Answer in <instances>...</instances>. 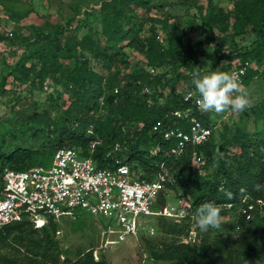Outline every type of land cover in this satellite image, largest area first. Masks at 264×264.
<instances>
[{
  "label": "trees",
  "instance_id": "trees-1",
  "mask_svg": "<svg viewBox=\"0 0 264 264\" xmlns=\"http://www.w3.org/2000/svg\"><path fill=\"white\" fill-rule=\"evenodd\" d=\"M150 1L103 0L96 9L102 24L103 41L85 33L65 44L60 54L55 35L49 40L50 48L44 50L47 55L38 67L36 64L26 65L30 55H22L10 67V74L13 73L18 83L29 81L34 89L41 90L49 84L47 76L54 77L58 72L59 54L71 58L72 66L61 70L58 76L70 93L69 104L62 116H55L50 105L41 107L30 96L4 89L6 77H1L0 95H15L6 102L12 109L8 119L9 136L21 142L10 146L0 140V174L4 167L23 170L33 165L48 164L54 152L61 147L76 148L82 156L91 157L97 167H107L113 159L105 157V154L118 143L120 149L112 157H118L130 168L140 170L142 178H150L163 163L166 173L164 188L175 193L180 190L178 196L192 213L206 201L229 207V211L238 210L227 225L230 239L211 238L208 232H201L197 227L198 234L203 235L198 242L184 241L185 238L180 237L184 234L183 229L176 228L177 224H168L166 233L173 237L149 247L154 261L171 264H257L258 261V264H264V132L234 129L226 135L227 130H222L223 141L217 143L214 134L222 129L219 127L202 144L188 146L179 156H165L174 140H165L159 132L152 131L153 124L160 121V129L178 127L186 130L191 116L203 122L207 116L194 108L191 99H183V92L195 89L192 73L196 69L193 57H185L176 42L178 26L169 25L167 33L165 36L161 33L160 39H156L159 33L156 29L143 39L131 34L134 24L132 9L147 10ZM226 29L227 26L220 28L221 31ZM231 30L233 37L250 31L254 33L255 40L246 48L228 51L222 49L224 39L217 42L219 55L214 65L200 72H227L234 64L253 61L256 66L248 68L243 77L242 85L245 86L253 77L264 75V0L261 6L250 9L242 6ZM166 40L168 46L165 47L163 42ZM125 41L126 46L147 59L148 67L135 68L122 80L116 75L104 76L90 67L85 53L108 68L120 54V44ZM47 52H51L50 59ZM221 60L224 64L220 65ZM164 65H169L175 72L176 80L167 71H158ZM150 67L155 69V73H149ZM181 67L187 73H180L178 69ZM174 81L186 84L182 93H174ZM166 87H170L168 93L163 92ZM189 109L190 114L174 115L176 111ZM100 112H105L104 119L95 116ZM31 124L38 125V129L31 128ZM37 133L44 137L43 141H35ZM29 140L33 143H28ZM231 145L237 150L229 151ZM197 155L202 157V161L194 168L193 157ZM242 208L250 214L249 218L241 212ZM55 231L56 221L52 219L39 229L25 219L0 226V264H61L58 263V253H53L57 247L51 233ZM9 245H12L9 252L1 251ZM73 264L109 263L103 256L94 260L92 253L87 251Z\"/></svg>",
  "mask_w": 264,
  "mask_h": 264
},
{
  "label": "rangeland",
  "instance_id": "rangeland-1",
  "mask_svg": "<svg viewBox=\"0 0 264 264\" xmlns=\"http://www.w3.org/2000/svg\"><path fill=\"white\" fill-rule=\"evenodd\" d=\"M102 1L0 0L2 15L0 79L2 76L6 77L4 89L20 93L25 97L30 96L37 100L41 107L50 105L55 116H62L69 104L70 93L63 81H59L58 76L61 70L65 71L72 66V60L60 56L61 51L65 49V44L72 43L85 33H90L94 38L103 41L102 24L96 10ZM261 2L262 0H151L147 10L132 9L134 24L131 34L143 39L152 35L156 29L165 36L169 25L178 26L176 42L180 51L185 57H193L195 69H209L219 55L216 50L217 42L224 39L222 49L228 51L234 48H246L255 40L254 33L250 31L233 37L231 25L236 21L242 6L250 9L253 6H261ZM153 19L160 21L156 22ZM164 25H167L166 29H163ZM224 26H227V29L221 31L220 28ZM9 31L13 33L11 38L6 35ZM55 35L59 41L60 54L57 57L59 70L54 77L52 76L53 78L47 76L49 84L46 89H34L29 81L24 84L18 83L13 73L10 74V67L22 55H30L26 65L36 64L38 67V63L47 55L46 51L50 48L49 40ZM126 43L127 41L120 44V54L108 68H104L98 59L90 57L88 53L84 55L88 57L89 65L93 70L104 76L116 75L122 80L133 69L148 67L147 59L137 50L126 46ZM163 45L168 46L167 40L163 42ZM47 53L49 55L47 58L50 59L51 52ZM219 64H224V61H219ZM158 71H167L170 77L176 80L175 72L169 65L158 68ZM178 71L187 73L182 67ZM174 83V93H182L186 88L183 81H174ZM243 89L250 99V107L239 112L229 109L222 114L212 113L213 118L220 120L219 127L222 128L214 134V140L217 143L223 141L220 133L222 130H227L226 135L234 129H242L249 133L264 132V75L253 77L243 86ZM169 90L170 87H166L163 92L168 93ZM14 97L13 93L0 95V140L3 139L10 146L21 142L9 136L8 119L12 109L6 102ZM101 114L103 115L100 116ZM223 114H226L225 118H221ZM104 115L105 112H100L95 116L104 119ZM30 127L38 129L36 124H31ZM34 139L43 141L44 137L37 133ZM28 143L32 144L33 140H29ZM228 150L235 151L237 147L231 145ZM179 194L180 190L175 193L163 189L158 196H154L153 201L155 200V206L161 207L165 204L168 209L172 208L174 211L184 209V216L144 217L141 219L143 228L139 229L135 235L125 236L122 240L105 232L108 221L102 216L79 211V217L76 220L59 219L56 221V231L51 233L52 239L56 242L57 248L53 253H58V263H63L67 259L64 264H73L79 256L90 251L94 260L103 256L109 264H171L166 261L156 262L149 254L150 246H156L159 242L168 241L173 237L166 233L168 224H177L176 228L183 229L184 234L180 237H184V241L198 242L203 236L202 233L198 234L197 226L192 220L193 213L187 203L178 196ZM237 211L236 209L229 211V207L222 206L220 227L209 228L208 236L230 239L227 225L233 220ZM11 248L12 245H9L1 251L9 252Z\"/></svg>",
  "mask_w": 264,
  "mask_h": 264
},
{
  "label": "built area",
  "instance_id": "built-area-1",
  "mask_svg": "<svg viewBox=\"0 0 264 264\" xmlns=\"http://www.w3.org/2000/svg\"><path fill=\"white\" fill-rule=\"evenodd\" d=\"M6 35L12 36V32ZM160 37L162 34L157 33L156 39ZM255 66L253 61L245 60L232 65L227 72L238 74L242 83L247 69ZM148 71L155 73L151 67ZM144 91L147 89L144 88ZM183 99H191L194 108L206 114L207 118L203 122L191 116L186 130L178 127L160 129V121L153 124L152 131L159 132L165 140H174V144L164 153L166 157L179 156L188 146L202 144L219 129L220 120L213 118L214 111L205 112L197 105L199 95L195 89L183 92ZM190 113L189 109L185 112L176 111L174 115L180 117ZM225 116L223 114L221 118ZM119 149V144L115 143L106 152L105 157L113 159L107 167H97L91 157L82 156L80 150L73 147L57 149L51 161L45 165H33L23 170L4 167L0 174V226L25 219L39 229L49 219L76 220L79 211H87L107 219L105 232L122 240L143 228L141 219L144 217L184 216V209L174 211L165 204L161 207L154 204V196L165 189L163 163L159 164L160 170L150 178H142L140 170L130 168L118 157H112ZM201 161L200 155L194 156V168ZM241 212L245 213L246 218L250 217L245 208Z\"/></svg>",
  "mask_w": 264,
  "mask_h": 264
},
{
  "label": "clouds",
  "instance_id": "clouds-1",
  "mask_svg": "<svg viewBox=\"0 0 264 264\" xmlns=\"http://www.w3.org/2000/svg\"><path fill=\"white\" fill-rule=\"evenodd\" d=\"M199 69L192 73V84L199 95L196 103L203 111L222 114L229 109L239 112L251 106L238 74L219 70L201 74ZM221 211V205L206 201L195 209L192 220L201 232H207L209 228L220 227Z\"/></svg>",
  "mask_w": 264,
  "mask_h": 264
}]
</instances>
